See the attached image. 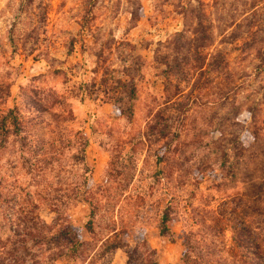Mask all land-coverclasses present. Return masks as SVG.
<instances>
[{
	"label": "rangeland",
	"instance_id": "obj_1",
	"mask_svg": "<svg viewBox=\"0 0 264 264\" xmlns=\"http://www.w3.org/2000/svg\"><path fill=\"white\" fill-rule=\"evenodd\" d=\"M0 264H264V0H0Z\"/></svg>",
	"mask_w": 264,
	"mask_h": 264
},
{
	"label": "trees",
	"instance_id": "obj_2",
	"mask_svg": "<svg viewBox=\"0 0 264 264\" xmlns=\"http://www.w3.org/2000/svg\"><path fill=\"white\" fill-rule=\"evenodd\" d=\"M201 1V0H197ZM199 11L198 17H195L197 22H196V27L193 28V34H197V38L192 40L193 42H196L197 44L195 45V50L201 54L209 45L211 41L210 34L208 33V29L205 27V20L201 16V8L197 10ZM204 58H198L197 59V64L203 62ZM127 112H133L130 107H126L123 109H120L121 114H126ZM169 224H170V217L168 214L163 215L162 217V227L160 228V234L162 236H166L170 233L169 229Z\"/></svg>",
	"mask_w": 264,
	"mask_h": 264
}]
</instances>
